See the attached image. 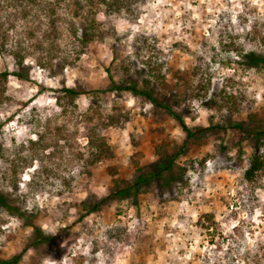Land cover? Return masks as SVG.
I'll return each instance as SVG.
<instances>
[{
    "label": "rangeland",
    "instance_id": "rangeland-1",
    "mask_svg": "<svg viewBox=\"0 0 264 264\" xmlns=\"http://www.w3.org/2000/svg\"><path fill=\"white\" fill-rule=\"evenodd\" d=\"M116 1L119 9L113 0H0L5 52L24 56L27 77L9 76L0 104V193L43 233H58L59 245L27 252L21 264H264V168L251 183L242 177L252 155L264 157V136L254 135L264 130V0H128L127 9L126 0ZM91 19L104 40L76 60L81 23ZM143 38L162 54L137 52ZM8 54L0 72H18ZM49 56L75 63L53 75L37 63ZM151 57L162 64L163 81L147 91L160 105L189 129H224L187 139L164 108L110 90L109 75L145 90ZM197 82L204 89L189 100ZM62 85L89 94L59 106ZM113 108L128 117L123 127L101 130L114 158L86 170L87 129ZM157 145L169 155L181 149L175 163L184 174L169 185L156 180L136 198L113 196L138 174L133 154L149 167ZM105 197L101 209L78 220L82 204ZM203 214L213 216L209 229L198 224ZM31 231L0 205V260L19 252Z\"/></svg>",
    "mask_w": 264,
    "mask_h": 264
},
{
    "label": "trees",
    "instance_id": "trees-1",
    "mask_svg": "<svg viewBox=\"0 0 264 264\" xmlns=\"http://www.w3.org/2000/svg\"><path fill=\"white\" fill-rule=\"evenodd\" d=\"M127 4V5H126ZM126 4H122L121 6H124V8H129L128 0H126ZM130 4V3H129ZM120 5H118V2L116 0H113L112 7L119 9ZM54 9L51 10V12ZM55 22H51V29H49V32L54 33L56 31ZM1 28V25H0ZM5 34L3 33V30L0 29V56H4L5 54H8L5 52L6 50V42H5ZM95 40H104V33L101 32V28L99 23H96L94 19L91 20H84L83 23H81V42H80V50L78 51L76 55V60L79 59L80 55L82 53L89 52V44L94 42ZM143 43L140 45L141 47H137V52L145 48L147 51L151 48L153 51L154 56L157 54H162L161 50H158L153 43L149 44L145 38H143ZM150 45V46H149ZM11 56H13L15 59H17V64L19 66L18 72L15 71H9L8 69H5L0 72V104L2 103V100L5 99V93L7 91L8 87V78L9 76H14L15 78H18L19 80H26V76L23 75L22 65L24 61V56L20 55L18 52L11 51L9 53ZM8 54V55H9ZM152 60L147 61V70H148V78L144 79L142 84L145 90L139 88L137 86V83L134 79L130 78L128 80V83H125L124 81L122 83H117L113 80L112 76L109 75V81L111 84L110 90H127L130 91L134 95H139L144 97L145 99L155 103L157 106H160L164 108L170 116H172L179 127L181 128L182 132L185 133V136L187 139L193 138L197 135H204L206 132L214 129H224V127H221L220 125H211L207 128H198L196 130L189 129L186 124L184 123L182 117L180 114L174 112L168 104L164 103L161 104L158 103V101L153 97L152 92L147 91L149 89L148 87L151 86V83L154 82L156 84L161 85V81H163L159 71L162 68V64L157 60V57H151ZM257 62V60L255 61ZM260 63L264 64V60H259ZM38 65L41 68L48 67L51 71L50 73L55 75L57 72H61L63 68L66 65H73L75 62L68 61L67 59H64L63 57L59 60L55 61L52 57H43L40 60L37 61ZM245 64L248 66H251L250 61H245ZM253 65V64H252ZM198 70V69H197ZM197 70L195 69L194 72H192V76L195 77L197 75ZM109 72V71H107ZM183 79L179 76H177V82H182ZM128 84V85H127ZM178 85H175L173 88L178 93ZM204 89V86L197 82L195 88L193 91L190 92L189 100L193 98H198L200 94L202 93V90ZM60 95L56 97V101L59 104V106L64 102L74 104V102L80 98V97H86L89 93L86 91H83L81 89L72 88V87H64L63 85L60 87ZM151 90V89H150ZM179 99V98H178ZM177 99V100H178ZM177 100L175 103L177 104ZM112 113L109 114L104 121V123L100 124V126L92 125L91 127H88L86 132V141H87V154L85 157V169L94 167L96 164H98L101 161H108L112 160L114 158L113 150L109 144L108 138L102 134L101 130L105 127H123L124 124L128 121L127 115L121 113L120 110L113 108ZM94 115V114H92ZM87 121H92V116H88ZM234 129H242V127L238 124L231 125ZM245 134L252 135V132H245ZM256 136H264V130L254 133ZM186 141H183V145ZM136 147L137 145H133ZM181 149L177 151L173 155H169L166 153L163 145H157L155 147V154L157 155L156 161L149 167L141 168L139 167L138 160H133V157H140L141 155L139 153L133 154V157L130 158L132 161V164L137 168L138 174L132 181L123 180L122 185L120 187H117L115 193L113 196L122 198V197H134L140 193L145 192V188L149 186L152 182L156 180H162L166 182L165 185H169V179L173 177L175 173L184 174L183 168H180L176 163L175 160L179 157L181 154ZM264 168V157L261 155H252L249 158V164L248 167L243 171L242 177L245 181L252 182L256 176V174ZM87 170V169H86ZM88 172V171H87ZM89 174V172H88ZM108 200V197L93 200L89 203H84L81 205V212L78 220H82L83 218L89 216L93 212L98 211L102 208L104 203ZM0 205L7 210L9 213L15 214L21 218H24L26 220V223L32 227L31 235L29 236L28 242L26 245L17 252L14 256H12L9 259L6 260H0V264H21L22 257L24 254H26L29 251L37 250L38 247L44 246L45 248H48L49 246H53L52 248H59L58 246H55V243L58 239V233L56 234H45L42 232V230L33 223L32 217L33 215H27L25 211H21L20 209L13 207L11 205H8L5 197L0 193ZM198 224L203 227L204 229H209L211 225H213V216L212 214H203L199 217ZM60 232L65 231V228L59 229ZM61 255L57 256L56 258L59 259Z\"/></svg>",
    "mask_w": 264,
    "mask_h": 264
}]
</instances>
